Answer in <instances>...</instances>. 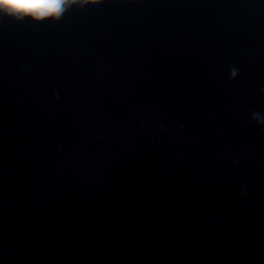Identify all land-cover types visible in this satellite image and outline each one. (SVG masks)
I'll return each mask as SVG.
<instances>
[{"label": "water", "instance_id": "1", "mask_svg": "<svg viewBox=\"0 0 264 264\" xmlns=\"http://www.w3.org/2000/svg\"><path fill=\"white\" fill-rule=\"evenodd\" d=\"M0 264H264V0L0 17Z\"/></svg>", "mask_w": 264, "mask_h": 264}, {"label": "clouds", "instance_id": "2", "mask_svg": "<svg viewBox=\"0 0 264 264\" xmlns=\"http://www.w3.org/2000/svg\"><path fill=\"white\" fill-rule=\"evenodd\" d=\"M70 0H0V17L39 23L56 20Z\"/></svg>", "mask_w": 264, "mask_h": 264}]
</instances>
